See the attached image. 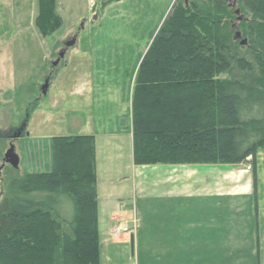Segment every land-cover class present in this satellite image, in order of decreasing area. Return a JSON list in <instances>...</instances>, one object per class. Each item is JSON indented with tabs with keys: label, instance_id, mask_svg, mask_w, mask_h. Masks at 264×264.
<instances>
[{
	"label": "trees",
	"instance_id": "1",
	"mask_svg": "<svg viewBox=\"0 0 264 264\" xmlns=\"http://www.w3.org/2000/svg\"><path fill=\"white\" fill-rule=\"evenodd\" d=\"M232 3L245 15L239 30L255 46L252 62L234 42ZM62 25L56 0H38L41 36ZM236 66L251 72L255 66L264 76V0H178L137 72L128 118L134 164L250 159L255 196L264 83L229 78ZM98 151L93 135L57 136L50 168L11 179L0 201V264H100Z\"/></svg>",
	"mask_w": 264,
	"mask_h": 264
},
{
	"label": "rangeland",
	"instance_id": "2",
	"mask_svg": "<svg viewBox=\"0 0 264 264\" xmlns=\"http://www.w3.org/2000/svg\"><path fill=\"white\" fill-rule=\"evenodd\" d=\"M108 1L56 0L63 25L45 38L36 27L38 0H0V201L12 178L50 168L54 137L93 135L100 141V153L108 139L115 145L121 142V151L131 140L128 118L137 72L178 0H120L104 8ZM231 8L234 42L241 47L240 57L252 62L255 46L239 30L245 15L235 3ZM73 40L76 44L55 66L63 43ZM252 67L253 72L236 66L228 77L250 85L264 83L261 71ZM11 145L20 159L18 169L4 164ZM258 157L255 196L242 200H257L264 219V151ZM118 159L114 163L121 174L101 173L105 186L101 176L97 181L98 232L103 245L113 247L117 239L111 230L133 228L136 218L129 208L134 201L129 161L125 154ZM252 165L248 160L245 169ZM136 202L143 211V201ZM261 225L264 248V220ZM148 250L150 255L138 257L134 249L133 262L160 264V257L152 255L156 251Z\"/></svg>",
	"mask_w": 264,
	"mask_h": 264
},
{
	"label": "crops",
	"instance_id": "3",
	"mask_svg": "<svg viewBox=\"0 0 264 264\" xmlns=\"http://www.w3.org/2000/svg\"><path fill=\"white\" fill-rule=\"evenodd\" d=\"M107 142H102L101 153L98 151V177L105 186L102 174H121L114 159L125 154L134 194L129 208L134 211L136 226L132 235H112L117 239L114 247L103 245L100 238V264H135L132 237L138 257L149 254L150 249L156 251L152 255L160 257V264H264L260 240L264 219L256 210L259 203L242 200L252 199L255 191L245 164L138 166L133 161L131 140L122 151ZM126 190L131 193L130 187ZM137 200L143 201V211Z\"/></svg>",
	"mask_w": 264,
	"mask_h": 264
},
{
	"label": "water",
	"instance_id": "4",
	"mask_svg": "<svg viewBox=\"0 0 264 264\" xmlns=\"http://www.w3.org/2000/svg\"><path fill=\"white\" fill-rule=\"evenodd\" d=\"M74 44H75V40L68 42L67 47H71ZM60 56L63 57L64 52H62ZM48 85H49V82L47 81L46 85L43 87V94L46 93ZM17 137H19V135H17ZM17 137H15V138H17ZM4 164L5 165L9 164L15 169H18V167H19L20 159H19L18 155L15 153V147L13 145H11L9 151L5 155ZM131 239H132V251H134V237H132Z\"/></svg>",
	"mask_w": 264,
	"mask_h": 264
},
{
	"label": "built area",
	"instance_id": "5",
	"mask_svg": "<svg viewBox=\"0 0 264 264\" xmlns=\"http://www.w3.org/2000/svg\"><path fill=\"white\" fill-rule=\"evenodd\" d=\"M250 169V168H249ZM134 225L136 226V224H135V222H134ZM135 229V228H134ZM132 231H133V229H131V228H124V229H120V228H116V227H114L113 228V235L115 236V237H117V236H120V235H122V234H131L132 233Z\"/></svg>",
	"mask_w": 264,
	"mask_h": 264
},
{
	"label": "bare ground",
	"instance_id": "6",
	"mask_svg": "<svg viewBox=\"0 0 264 264\" xmlns=\"http://www.w3.org/2000/svg\"><path fill=\"white\" fill-rule=\"evenodd\" d=\"M67 43H68V42L63 43L64 50H65L64 54L67 53L68 49L70 48V47H67ZM75 44H76V41H75ZM75 44H74V45H75ZM74 45H72L71 47H73ZM60 55H61V53H60ZM55 64H56V63H55ZM55 64H54V65H55ZM55 66H56V65H55ZM130 137H131V136H130ZM131 141H132V140H131Z\"/></svg>",
	"mask_w": 264,
	"mask_h": 264
},
{
	"label": "flooded vegetation",
	"instance_id": "7",
	"mask_svg": "<svg viewBox=\"0 0 264 264\" xmlns=\"http://www.w3.org/2000/svg\"><path fill=\"white\" fill-rule=\"evenodd\" d=\"M63 47H64V46H63ZM62 52H65V50L63 49L62 51H60V53H62ZM60 53L58 54L59 56H58V59H57V61H56L55 63H57V62L60 63V62L64 59V56L61 57V56H60ZM64 55H65V54H64ZM55 63H54V64H55Z\"/></svg>",
	"mask_w": 264,
	"mask_h": 264
}]
</instances>
